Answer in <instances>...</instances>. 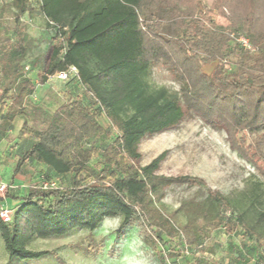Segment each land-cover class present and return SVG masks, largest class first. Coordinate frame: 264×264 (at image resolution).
<instances>
[{"label":"trees","instance_id":"16d2710c","mask_svg":"<svg viewBox=\"0 0 264 264\" xmlns=\"http://www.w3.org/2000/svg\"><path fill=\"white\" fill-rule=\"evenodd\" d=\"M178 1L8 0L0 6V29L6 11L12 15V26L3 30L7 35L0 36V143L19 118L20 133L34 138L22 147L6 149L1 157H15L13 177L24 176L26 165L41 167L40 181L19 199L12 222L0 221L9 261L54 256L55 251H31L28 245L74 230L94 232L108 219H120L118 234L138 224L159 264H166V259L176 264L182 255L202 251L211 232H232L237 225L253 245L233 250L230 264H244L241 249L262 259L264 211L247 221L244 214L232 212L239 202L208 191L204 200L184 201L167 213L161 200L168 188L199 182L157 175L164 154L139 166L142 140L173 129L185 111L206 123L221 124L231 139L245 133L254 137L257 149L264 142V32L255 28L264 0H244L251 8L245 15L247 24L234 22L226 28L212 22L210 15L205 20L208 26L193 17L204 15L199 5L193 8L194 15L188 14L193 19H187ZM233 2L213 0L211 8L219 13ZM25 15H39L53 31L48 63L38 83L73 67L77 76L69 79L86 88L90 102L69 99L53 113L27 106L35 84L25 72L30 41ZM227 31L243 34L252 50L230 44ZM161 60L180 82L179 91L150 84V70ZM212 64L210 73H204L203 68ZM37 114L41 128L36 125ZM102 117L107 128L98 120ZM98 137L111 139L97 150L92 141ZM67 176L69 185L61 187L56 180ZM42 183H55L56 188L39 189ZM258 191L254 184L245 195L254 211L255 204L262 203ZM178 212L185 217L183 224L176 222ZM175 240L183 247L166 248L165 255L157 252V245ZM208 251V262L195 264H222L215 260L213 249Z\"/></svg>","mask_w":264,"mask_h":264},{"label":"rangeland","instance_id":"374dc122","mask_svg":"<svg viewBox=\"0 0 264 264\" xmlns=\"http://www.w3.org/2000/svg\"><path fill=\"white\" fill-rule=\"evenodd\" d=\"M243 1L235 0L233 5H228L230 8L223 7L224 9L219 13L213 12L211 8L213 0H179L178 4L187 19L198 16L197 20L208 26L209 23L205 20L210 15L212 22L226 28L234 22L247 24L244 21L245 15L251 8ZM7 3L8 0H0V6ZM198 5L199 8H203L201 11L204 14L201 16L203 19L201 17L199 19V14L189 17L188 14L192 13L193 8H197ZM192 14L194 15V13ZM256 16L255 28L257 31L264 32V7L261 12H257ZM23 21L26 23L27 34L30 38L27 57L24 61L25 72L35 84L34 94L29 97L27 106L29 108L36 107L42 113H53L69 99L82 100L84 103L90 102L89 92L80 86L75 79L68 78L65 81L47 79L43 85L38 83L48 63L53 31L45 26L39 15L33 17L25 15ZM1 23L3 28L0 29V36L4 37L7 35L3 31L4 27L10 28L12 26V15L6 11ZM226 35L229 43L235 46H237L236 38L243 37L246 39L243 34L234 32L227 31ZM214 65L205 66L203 68L204 73H210ZM150 73V84L153 87H165L173 92L179 91L180 82L174 77L175 75L171 73L163 60L154 64ZM37 116L39 119L36 125L41 128L40 114ZM98 120L104 128H107L108 122L104 117ZM22 123L21 118L17 119L7 138L0 143V151L3 154L10 147H22L34 140L33 137L26 139L27 136L20 133ZM28 125L32 126L33 122L28 120ZM113 134L114 132L111 136ZM110 139L98 137L92 143L99 150L108 144ZM254 142V137L245 133L238 135L237 139H231L221 124L206 123L197 114L185 111L182 121L173 129L142 140L138 148L141 155L139 166H146L164 154L157 175L171 178L188 177L199 182L194 186H172L168 188L161 200L162 209L167 213L176 211L184 201L204 200L206 193L211 191L226 196L233 203L239 202L240 207L237 210H232V212L236 215L244 214L247 221L254 220L257 216L256 213L264 211V142L260 149L256 148ZM237 148H241L243 151H238ZM2 157L4 159H2L1 165L3 169L7 170V173L6 175L3 173L1 180L8 187L4 199H9L15 203L18 199L14 197L24 196L38 184L40 167L32 164L26 165L23 168L25 175L12 179V169L16 164L15 157L8 156L6 158V155ZM56 181L61 187H67L69 176ZM254 184H257L260 190L257 194L262 192L261 200L263 203L255 204V211L249 208V199L247 196L245 197ZM2 197L3 195H0V199ZM18 203H21V200ZM8 209L13 213L15 211V209ZM176 222L178 224L185 222L182 212L177 213ZM119 224L120 219H108L103 221L94 232L74 230L61 238L36 239L28 245L29 250L55 251L54 256L39 261H9L0 238V264H159L155 251L144 241L141 227L135 224L118 234L116 230ZM244 244L253 245L252 240L245 235L244 230L238 225L232 232L223 229L213 231L204 241L202 251L184 254L177 259L176 264H195L196 260L206 263L209 259L208 250L210 248L213 249L214 258L217 261L220 259V261H231L232 258H235V253L232 251L240 249V246ZM172 247L177 250L183 246L178 240H175L166 246L157 245V252L165 255L166 248ZM165 263L171 264V261L166 259Z\"/></svg>","mask_w":264,"mask_h":264},{"label":"built area","instance_id":"2783aa9c","mask_svg":"<svg viewBox=\"0 0 264 264\" xmlns=\"http://www.w3.org/2000/svg\"><path fill=\"white\" fill-rule=\"evenodd\" d=\"M236 44L238 48L240 49L247 50V51L252 50V47L249 44V42L243 37L236 38ZM75 76H77V71L75 68L72 67V68H69V70L66 73L65 72L59 73L57 75L48 77V79H56L60 81H65L68 78L75 77ZM1 155L2 153L0 151V157ZM7 188H8L7 185H5L0 178V195H3L2 200H4V194ZM54 188H56L55 183H50V184L42 183L41 186H39V189H42V190H51ZM12 219H13V212L6 207L0 206V221L4 224H10L12 222ZM260 264H264V253L262 255Z\"/></svg>","mask_w":264,"mask_h":264},{"label":"crops","instance_id":"0c3cea01","mask_svg":"<svg viewBox=\"0 0 264 264\" xmlns=\"http://www.w3.org/2000/svg\"><path fill=\"white\" fill-rule=\"evenodd\" d=\"M7 158V157H6ZM2 159H4L3 157H0V171H2V172H0V178L4 175L3 173H5V175H6V173H7V170L6 169H3V166L1 165L2 163H3V160ZM32 165H34V164H32ZM40 169H41V167H40ZM13 170V169H12ZM11 177H12V179H14L15 177H17V176H15V177H13L12 176V173H11ZM19 177V176H18ZM21 177V176H20ZM3 182V181H2ZM15 199H18V201H20L19 199L21 198L20 196H16V197H14ZM18 201L17 202H13V201H10L9 199H4L3 200V202H1L0 203V206H2V207H6V208H11V209H15L16 208V206H17V204H18ZM13 206V207H12ZM225 246V245H224ZM241 251V253L242 254H244V257H243V261H244V264H260V261L261 260H259V258H258V256L257 255H255V254H252V256H249V255H247V254H245V251L244 250H240ZM258 254V253H257ZM216 258H217V256H215ZM216 260V259H215ZM221 260V259H220ZM223 262H222V264H230V261H228V260H222Z\"/></svg>","mask_w":264,"mask_h":264}]
</instances>
